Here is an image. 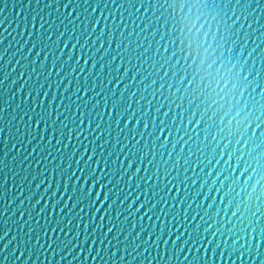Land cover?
Returning a JSON list of instances; mask_svg holds the SVG:
<instances>
[{
    "label": "water",
    "instance_id": "1",
    "mask_svg": "<svg viewBox=\"0 0 264 264\" xmlns=\"http://www.w3.org/2000/svg\"><path fill=\"white\" fill-rule=\"evenodd\" d=\"M0 264H264V0H0Z\"/></svg>",
    "mask_w": 264,
    "mask_h": 264
}]
</instances>
